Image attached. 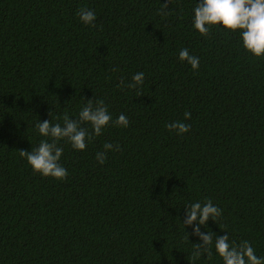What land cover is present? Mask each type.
Returning <instances> with one entry per match:
<instances>
[{"label":"trees","instance_id":"trees-1","mask_svg":"<svg viewBox=\"0 0 264 264\" xmlns=\"http://www.w3.org/2000/svg\"><path fill=\"white\" fill-rule=\"evenodd\" d=\"M162 3L0 0V264H222L214 247L193 259L202 242L183 225L185 206L207 200L222 215L201 232L247 240L264 258V56L239 32L201 36L199 0H170L167 16ZM184 48L197 70L179 59ZM137 72L142 86L118 87ZM88 99L129 126L110 122L83 151L59 141L64 180L34 172L19 150L51 142L37 122L63 126ZM175 121L189 132L167 130ZM106 142L120 150L101 165Z\"/></svg>","mask_w":264,"mask_h":264},{"label":"clouds","instance_id":"clouds-1","mask_svg":"<svg viewBox=\"0 0 264 264\" xmlns=\"http://www.w3.org/2000/svg\"><path fill=\"white\" fill-rule=\"evenodd\" d=\"M169 3L170 0H165V3L161 4L159 14L163 16L169 14L166 11ZM193 13V27L201 36L209 35L212 27H219L228 32H239L242 47L246 52L255 57L264 56V0H199ZM77 15L82 23L95 27L93 22L96 20V14L93 11L81 8ZM179 59L186 61L193 70L199 68V58L190 55L187 48L179 51ZM144 78L143 72H137L132 76L130 83L125 84L124 79L121 78L118 87L138 89L143 85ZM139 96L142 94L137 97ZM190 118L191 113L185 112L184 119ZM110 122L114 127L129 126L128 117L124 114H120L113 120L108 106L102 99L96 101L88 99L80 109L77 119H70L68 114L63 116V126L61 123L52 124L50 120L38 121L35 126L38 133L43 137L51 138V142L41 140L39 145L31 151L19 150V155L26 160L34 172L45 177L64 180L68 173L59 163L63 148L58 145V142L65 140L74 150L83 151L87 147L86 141L102 135L104 128ZM82 124H89L91 132ZM165 127L176 135H183L190 130V125L182 121L168 123ZM103 149L98 151L95 157L97 163L101 165L106 161V153L119 151L120 146L106 142ZM185 209L186 218L183 225L195 224L192 235L197 236L202 242L193 244V259H198L202 255H207L210 259L214 247L222 264H264V258L255 254L249 241L244 240L237 244L229 241L227 233L213 239L215 234L211 230L201 232V226L206 225L209 218L215 222L222 215V210L211 200L205 201L203 205L200 202L186 205Z\"/></svg>","mask_w":264,"mask_h":264}]
</instances>
